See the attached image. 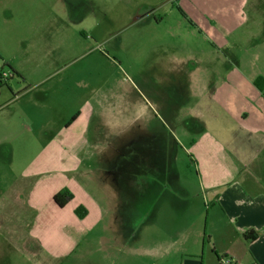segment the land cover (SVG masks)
Listing matches in <instances>:
<instances>
[{"label": "crops", "instance_id": "obj_1", "mask_svg": "<svg viewBox=\"0 0 264 264\" xmlns=\"http://www.w3.org/2000/svg\"><path fill=\"white\" fill-rule=\"evenodd\" d=\"M28 1L23 12L11 6L0 36V70L14 74L0 88V264H26L31 248L25 241L33 237L55 259L73 250L77 237L101 217L102 198L94 186L102 188L112 215L123 214L126 202L142 200L135 195L143 174H131L141 167H129L128 173L121 164L97 165L93 159L122 156L118 146L114 151L95 146L90 132L98 122L97 136L104 139L108 120L124 117L120 108L128 104L111 99L109 88L106 93L112 77L104 64L114 62L100 46L107 48L111 40L110 0H86L82 17L69 21L61 17L64 3L78 0ZM150 4L144 16L160 27L167 13ZM178 5L182 19H171L167 39L151 37L163 51L156 47L141 56L146 62L158 56L169 61L171 66L156 74L167 88L142 91L133 114L134 122H142L143 103L165 101L171 91V104L184 107L185 133L201 173L205 225L193 230L189 221L178 240L171 238L168 259L264 264V91L255 85L264 78V9L251 4L261 13L256 20L240 0H179ZM89 7L100 11L97 18H87ZM137 69L149 82L146 68ZM61 192L74 196L64 207L54 200ZM79 207L88 211L83 219L76 214ZM17 235L23 247L17 248Z\"/></svg>", "mask_w": 264, "mask_h": 264}, {"label": "rangeland", "instance_id": "obj_2", "mask_svg": "<svg viewBox=\"0 0 264 264\" xmlns=\"http://www.w3.org/2000/svg\"><path fill=\"white\" fill-rule=\"evenodd\" d=\"M28 2L0 0V36L6 32L5 26L13 10L11 6L19 5L23 12V7ZM154 2L161 5V13H167L166 21L160 27L151 23L152 16H144L149 9L148 6L152 5L150 3ZM231 2L239 0H218L221 4ZM240 2L247 4L245 13L251 19H262L259 15L263 12L264 0ZM253 3H256L257 7L261 5L259 8L261 13L255 12L251 5ZM178 4L179 0H110L111 40L107 48L104 45L100 46V51L107 56L110 55L114 62L110 65L104 64L106 74L112 77L106 93L109 88L111 99L122 98L127 100L128 104L120 108L124 117L115 119L112 115L108 120L106 130L103 131L104 139L97 136L98 122H94L90 132L93 134L91 142L94 141L95 146L109 145L113 151V148L118 146L121 148L122 156L107 160L103 156L95 155L93 159L97 165L110 162L113 165L121 164L127 168V172L129 167L130 169L141 167L142 172L131 170V174L140 173L143 177L138 183L136 195L132 190L130 195L134 194L142 200L135 203L126 202L123 214L118 212L119 214L112 215L113 213L105 208L104 195L100 194L102 188L94 186L97 197L102 198L99 199L101 217L94 228L88 233L80 234L77 237V246L59 259L46 254L34 237L29 240L31 242L25 241V247L29 243L31 248L30 253L26 252V264H171V260L168 259L171 238L178 240L189 221L193 230L205 225L206 211L201 204V173L197 167V160H194L190 152L192 139L185 133L184 107L175 105L179 101H173L174 104H171L170 91L169 98H163L167 99L165 101L144 102L142 109L145 110L146 119L137 123L133 121L135 117L133 114L136 106L140 104L139 96L142 91L146 93L148 87L152 86L160 88L162 92L167 88V84L160 81L156 74L170 67L169 61L163 56H158L146 62L141 56L142 53L148 56L156 47H159V53L163 51L161 50L163 44L153 43L151 37L167 39L171 19H182ZM86 5L87 2L77 5L65 2L61 17L67 21L73 18L77 20L78 17H82ZM163 5L165 7H162ZM47 9L45 16L50 15L48 13L50 8ZM99 12L89 7L85 13L87 18L92 20L99 16ZM79 62L81 66H86L88 59ZM137 64L140 68H146L147 74L151 77L149 82L144 81L142 70L137 69ZM190 126L192 127L193 123ZM146 132L154 134L155 139H149ZM139 134L140 140H137ZM188 135L193 136L194 133ZM183 186L185 188H182ZM185 198L189 199L188 203L185 202L187 200ZM19 241L17 235V248L23 247ZM17 256L20 263L22 257L19 252Z\"/></svg>", "mask_w": 264, "mask_h": 264}, {"label": "trees", "instance_id": "obj_3", "mask_svg": "<svg viewBox=\"0 0 264 264\" xmlns=\"http://www.w3.org/2000/svg\"><path fill=\"white\" fill-rule=\"evenodd\" d=\"M255 85L258 87L259 90L264 91V78L262 77L257 78V80L255 81ZM1 87L2 86H0V88ZM73 197L74 196L72 193L61 192L55 195L54 200L57 203V205H59L60 207H64L73 199ZM76 214L80 219H83L87 215V209L84 207H79L76 210Z\"/></svg>", "mask_w": 264, "mask_h": 264}, {"label": "built area", "instance_id": "obj_4", "mask_svg": "<svg viewBox=\"0 0 264 264\" xmlns=\"http://www.w3.org/2000/svg\"><path fill=\"white\" fill-rule=\"evenodd\" d=\"M13 73L7 69L0 70V86L7 85L10 79L13 77ZM222 264H233L232 260L223 259L221 260Z\"/></svg>", "mask_w": 264, "mask_h": 264}, {"label": "flooded vegetation", "instance_id": "obj_5", "mask_svg": "<svg viewBox=\"0 0 264 264\" xmlns=\"http://www.w3.org/2000/svg\"><path fill=\"white\" fill-rule=\"evenodd\" d=\"M80 1V2H79ZM86 0H78L77 2H70L69 1V5H77V4H79V3H82V2H85Z\"/></svg>", "mask_w": 264, "mask_h": 264}]
</instances>
